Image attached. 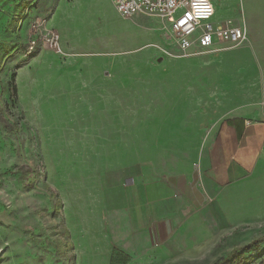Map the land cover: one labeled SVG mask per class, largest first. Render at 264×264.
<instances>
[{
    "label": "crops",
    "instance_id": "1",
    "mask_svg": "<svg viewBox=\"0 0 264 264\" xmlns=\"http://www.w3.org/2000/svg\"><path fill=\"white\" fill-rule=\"evenodd\" d=\"M38 1V17L59 32L69 55L63 60L46 47L34 55L19 108L68 205L78 264L144 252L196 227L197 214L203 228L264 236V121L236 116L207 124L198 161L166 171L158 159L165 142L180 133L193 139L195 124L180 128L176 94L157 91L147 70L118 67L115 53L127 48L131 19L112 0Z\"/></svg>",
    "mask_w": 264,
    "mask_h": 264
},
{
    "label": "rangeland",
    "instance_id": "2",
    "mask_svg": "<svg viewBox=\"0 0 264 264\" xmlns=\"http://www.w3.org/2000/svg\"><path fill=\"white\" fill-rule=\"evenodd\" d=\"M33 4L39 6L40 1L0 0V264H78L66 225L68 205L49 181L36 129L19 108L27 66L41 48L50 49L40 41L28 54L34 36L31 25L38 20L43 33L56 31L45 28ZM215 5V20L230 17L245 23L246 42L220 52L186 55L161 20L136 15L130 18L127 48L115 53L118 67L134 74L145 69L151 75L148 79L157 80V91L163 86L176 94L180 128L191 120L195 124L193 139L180 133L178 140L165 142L164 155L158 159L168 172L198 161L207 124L212 127L236 116L264 121V0H215ZM202 218L197 214L196 227L177 229L163 242L153 241L144 252H112L102 264H254L261 260L262 256H254L253 243L261 240V251L264 236H230L211 224L203 228ZM246 246L250 247L243 249ZM101 258L94 255L93 259Z\"/></svg>",
    "mask_w": 264,
    "mask_h": 264
},
{
    "label": "built area",
    "instance_id": "3",
    "mask_svg": "<svg viewBox=\"0 0 264 264\" xmlns=\"http://www.w3.org/2000/svg\"><path fill=\"white\" fill-rule=\"evenodd\" d=\"M112 2L118 13L125 18L144 15L161 20L169 27L176 44L186 55L220 52L224 47L243 44L249 37L245 23L239 24L230 17L223 21L215 20V0H112ZM31 28L34 36L30 37L28 54L43 41L57 54L66 55L58 32L52 30L43 33L38 20L32 23ZM258 250L254 256L262 258L254 264H264V247L261 251Z\"/></svg>",
    "mask_w": 264,
    "mask_h": 264
},
{
    "label": "trees",
    "instance_id": "4",
    "mask_svg": "<svg viewBox=\"0 0 264 264\" xmlns=\"http://www.w3.org/2000/svg\"><path fill=\"white\" fill-rule=\"evenodd\" d=\"M13 95L14 96H17V86H13ZM30 172H27L26 174H29ZM260 242H261V240H257L256 242H254L253 243V246L258 250L259 249V244H260ZM250 246H246L245 248H243V249H248ZM236 253V251L234 252V254ZM239 257V259L241 260V262L243 261V259H242V256L241 255H239L238 256Z\"/></svg>",
    "mask_w": 264,
    "mask_h": 264
}]
</instances>
